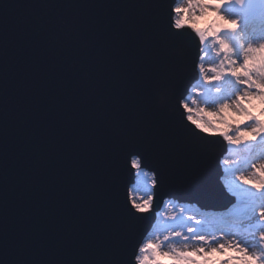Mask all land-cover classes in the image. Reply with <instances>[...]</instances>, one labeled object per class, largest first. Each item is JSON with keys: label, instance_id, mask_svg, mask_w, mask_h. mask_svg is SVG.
Wrapping results in <instances>:
<instances>
[{"label": "snow or ice", "instance_id": "1", "mask_svg": "<svg viewBox=\"0 0 264 264\" xmlns=\"http://www.w3.org/2000/svg\"><path fill=\"white\" fill-rule=\"evenodd\" d=\"M173 4V0H132L115 5L124 13L118 30L112 32L106 45L96 33L94 22L82 25L68 12L45 18L47 10L76 9L82 5H32L0 0V118L6 126L12 106L19 103L17 93L31 90L29 85L15 89L11 86L16 61L7 53L9 10L39 7L47 14L35 22L20 17L17 29L46 33L48 50L63 54V70L74 78L75 87L83 94L77 98L63 76L58 78L55 90L44 86L46 73L52 67L43 69L34 62L29 80L34 78L42 87L34 105L40 124L30 139L46 141L44 148L36 144L37 171L55 156L56 169L49 186L57 181L71 183L75 177L73 196L87 202L83 220L101 216L97 235L105 241L94 258L45 262L11 257L5 238L0 264H131L137 247L148 238L179 233L187 237V243L203 237L208 244L200 240L197 243L207 250L221 243V238L236 239L249 246V237L264 229L258 215H264V190L257 193L234 178L241 173L247 175L256 162L249 152L251 146L228 147L229 156L225 159L230 163L224 166L221 187L214 157L217 148L222 150L223 146L214 137L199 135L189 128L181 108V101L186 107L192 106L193 99L211 107L230 99L233 91L238 90L233 87L232 77L224 75L207 84L201 78L199 68L207 66L206 58L213 55L209 42L227 43L232 49L229 58L239 65L243 48L264 40V26L249 29L256 16L252 0H221L217 14L235 21L236 27L221 28L201 44L194 33L185 31L187 28L173 29ZM165 7L167 12L156 13L155 10ZM185 37L192 41L191 51L180 47ZM129 42L133 51L124 55L122 48ZM212 47L218 49L219 45ZM223 57L220 53L212 65ZM132 75L137 78L130 79ZM192 80L196 82L188 87ZM57 95L64 97L63 104L57 102ZM44 105L47 107L41 111ZM83 111H87L84 127L77 130L74 125L81 120ZM50 113L52 120L48 121ZM64 137L71 138V147L62 144ZM149 197V211L138 213L134 206ZM165 197L226 201L222 206L230 207L213 216L174 203L175 211L169 212V203L173 201ZM162 198L166 211H156ZM4 209L6 212V202ZM58 211L42 209V214L55 217ZM153 215L156 223L145 237ZM71 230L78 235L79 224L73 223ZM180 236L169 235L168 240H162L160 250L168 243H179Z\"/></svg>", "mask_w": 264, "mask_h": 264}, {"label": "water", "instance_id": "2", "mask_svg": "<svg viewBox=\"0 0 264 264\" xmlns=\"http://www.w3.org/2000/svg\"><path fill=\"white\" fill-rule=\"evenodd\" d=\"M17 2L32 5L43 3L82 5L83 7L76 9L61 7L47 10L48 17L45 18L68 12L70 15L76 16L82 25L94 22L96 33L107 45L112 32L118 30L124 13V9L115 7V5L129 3L132 0H17ZM173 2L176 3V0ZM252 5L256 13L260 12V0H252ZM155 11L157 14H160L161 11L167 12V7ZM44 14L47 13L39 7L9 10L11 20L9 21L7 53L16 61L11 86L15 89L22 84L29 85L31 90L29 92L21 90L17 93L19 103L12 106L6 126L3 119L0 118V255L3 254V244L6 238L9 254L14 258L45 262L91 259L102 251L105 244L102 235H97L102 224V217L92 216L86 222L83 220L87 211V202L83 199L77 200L73 196L74 185L77 183L75 177L71 183H68L67 180L57 181L49 186V180L56 169L55 156L51 157L47 166L37 171L39 166L36 161V144L39 143L41 148H44L46 141L30 139L40 124L34 105L40 98L42 87L40 82L34 78L29 80L34 62H38L43 69L52 67V71L46 73L44 86L55 90L58 78L63 76L68 82L69 89L75 92L77 98L83 94L81 89L75 87L74 78L64 72L63 54L56 50H48L46 33L32 29L20 32L17 29L20 17H26L35 22ZM185 31L190 30L186 29ZM180 47L191 51L192 41L185 37L180 42ZM198 48L197 41V55H199ZM132 51L133 45L130 42L122 48L124 55H130ZM136 78L135 75L130 76L132 80ZM195 82L192 80L188 87H191V84ZM57 102L63 104L64 97L57 95ZM46 107L47 105H44L41 111ZM81 117V120H77L74 125L77 130L84 127L87 111H83ZM46 119L51 121L52 114L50 113ZM184 123L193 131H197L185 118ZM214 139L219 140L220 145L223 146L222 150L217 148L214 157L219 173L217 179L220 186L223 187L220 181L223 176L220 161L227 153L228 146L223 143L220 137H214ZM62 144L65 147H71V138L64 137ZM165 198L175 200L180 204H195L200 210L207 211H225L227 207H230V205L222 206L226 204V201H189L175 197ZM5 202L7 204L6 212ZM162 206L163 198L156 211H160ZM42 209H58L60 211L55 217H52L42 214ZM155 219V215H153L151 224L144 232L145 237L151 230ZM73 223L80 226L78 235L73 234L71 230Z\"/></svg>", "mask_w": 264, "mask_h": 264}, {"label": "clouds", "instance_id": "3", "mask_svg": "<svg viewBox=\"0 0 264 264\" xmlns=\"http://www.w3.org/2000/svg\"><path fill=\"white\" fill-rule=\"evenodd\" d=\"M221 0H178L171 8L173 29L187 28L194 33L199 42L214 37L221 28L234 29L235 21L225 20L217 14ZM218 44L219 48L212 47ZM209 48L214 57L224 54L223 59L215 65L200 67L199 72L205 84L219 80L228 75L233 78L234 90L230 99L223 100L211 107L200 104L193 99L191 107L181 101L185 120L206 136L220 137L225 145L236 148L250 145L249 152L255 159L247 175H235V179L243 185L259 193L264 190V40L249 43L241 52L242 63L237 65L230 59L232 49L222 40H211ZM212 73L211 76L204 75ZM250 124L249 127H243ZM229 160L222 159L226 166ZM149 199L134 206L138 213H146L150 209ZM172 210L169 209V212ZM259 220L264 223V215ZM169 235L180 236L179 233L166 234L164 237H152L144 240L137 247L131 264H264V229L257 230L249 237V246L242 245L238 240L221 238L223 243L216 247L204 245L208 241L203 237L188 241L180 236L179 243H168L160 250L162 240Z\"/></svg>", "mask_w": 264, "mask_h": 264}, {"label": "rangeland", "instance_id": "4", "mask_svg": "<svg viewBox=\"0 0 264 264\" xmlns=\"http://www.w3.org/2000/svg\"><path fill=\"white\" fill-rule=\"evenodd\" d=\"M176 2H178V0H176ZM262 26H264V0H262V9L260 12L256 13V16L250 21V24H249V29L252 30V29H256V30H259ZM206 60L208 61V65H211L213 61H215V57L213 55H209ZM229 156V152L227 151V153L224 155V157L222 159H225L226 157ZM221 159V160H222ZM221 162V161H220ZM221 169H222V173H223V176L221 178V183L223 184V177H224V166L221 164ZM170 201H173V202H170L169 203V208L172 209L173 211H175V207H174V203H178L177 201L175 200H172V199H169ZM180 204V203H179ZM183 206H185L186 208H195L198 212H204V213H207L209 215H213V216H216V215H220V214H223L225 213L227 210L225 211H203V210H200L198 208L197 205L195 204H181ZM160 211H166V209H164V205L162 206L161 210ZM163 217H161L162 219ZM156 223V219L154 221V224ZM153 224V225H154ZM152 231V228L151 230L149 231V233ZM148 236V235H147ZM221 243H223V241H221Z\"/></svg>", "mask_w": 264, "mask_h": 264}]
</instances>
